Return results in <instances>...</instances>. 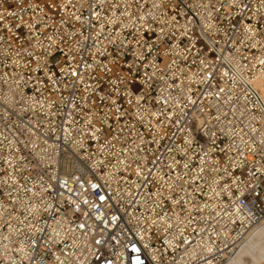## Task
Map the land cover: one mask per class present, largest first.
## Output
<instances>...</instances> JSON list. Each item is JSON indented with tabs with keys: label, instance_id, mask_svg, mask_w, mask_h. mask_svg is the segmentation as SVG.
<instances>
[{
	"label": "built area",
	"instance_id": "obj_1",
	"mask_svg": "<svg viewBox=\"0 0 264 264\" xmlns=\"http://www.w3.org/2000/svg\"><path fill=\"white\" fill-rule=\"evenodd\" d=\"M264 219V0H0V264H221Z\"/></svg>",
	"mask_w": 264,
	"mask_h": 264
},
{
	"label": "bare ground",
	"instance_id": "obj_2",
	"mask_svg": "<svg viewBox=\"0 0 264 264\" xmlns=\"http://www.w3.org/2000/svg\"><path fill=\"white\" fill-rule=\"evenodd\" d=\"M221 264H264V219Z\"/></svg>",
	"mask_w": 264,
	"mask_h": 264
}]
</instances>
